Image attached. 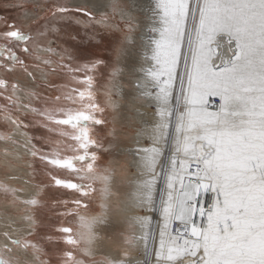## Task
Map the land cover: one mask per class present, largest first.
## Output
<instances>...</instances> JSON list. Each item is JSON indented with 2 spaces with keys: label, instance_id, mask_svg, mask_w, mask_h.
Instances as JSON below:
<instances>
[{
  "label": "snow or ice",
  "instance_id": "6c2138e0",
  "mask_svg": "<svg viewBox=\"0 0 264 264\" xmlns=\"http://www.w3.org/2000/svg\"><path fill=\"white\" fill-rule=\"evenodd\" d=\"M36 7L41 11L28 24L35 28L34 33L15 24L0 31V69L11 74L19 65L31 81V86L11 84L6 99L12 101V107L19 100L17 93L37 95L32 90L36 76L18 54L30 53V44L37 37L56 31L55 25L61 22L81 26L89 39L95 38L97 25L117 24V16L124 27L106 65L110 71L103 106L92 91L93 78L87 72L104 61H86L74 71L86 73L87 95L81 90L76 98L68 97L73 103L78 99L80 107L32 109L46 128L69 126L72 132L62 135L82 154H43L30 140L24 142L29 155L49 170L52 183L25 192L23 187L0 182V194L11 204L24 206L22 223L12 218L3 222L0 264H29L28 260L12 259L14 250L30 255L31 264H45L39 246L21 237L32 235L35 213L46 206L42 196L48 187L87 197L96 191L93 184L99 180L104 196L111 197L116 169L112 162L102 172L96 166L97 153L92 149L103 145L93 136L96 126L108 123L97 113L109 106L118 108L112 97L122 95L125 71L141 77L135 84L139 96L155 104L154 146L138 150V154L142 152L140 167L149 178L138 186L137 204L157 210L155 181L160 177L166 184V198L162 195L159 203L164 223L158 239L154 231H143L149 217H135L130 226L134 229L139 224L141 234L133 231L126 244L133 250L142 246L143 264H264V0H79L75 4L37 0ZM140 45L143 51H138ZM65 55L71 59L70 54ZM136 55L149 60V66L137 68ZM8 87L7 80L0 79V88ZM11 122L27 127L23 122ZM115 134L113 128L112 136ZM161 141L163 145L156 146ZM60 171L79 177L80 182L61 178ZM23 183L29 185L31 180ZM207 193L213 194L211 203L203 199ZM72 203L87 208L79 199ZM101 207L106 211L108 205ZM60 214L72 216L81 231L58 227L47 240L61 254L62 264H82L76 254H92L99 238L97 229L106 223L105 214L84 217L67 210ZM109 264L134 262L123 259Z\"/></svg>",
  "mask_w": 264,
  "mask_h": 264
},
{
  "label": "rangeland",
  "instance_id": "374dc122",
  "mask_svg": "<svg viewBox=\"0 0 264 264\" xmlns=\"http://www.w3.org/2000/svg\"><path fill=\"white\" fill-rule=\"evenodd\" d=\"M76 1L79 2V0H67L70 4L78 3ZM36 3L37 0H0V31H4L7 26L15 24L16 27L22 28L26 32L34 33L35 28L30 29L28 24L30 17L39 14L41 11L36 7ZM116 20L118 22L117 24L97 25L94 39H89L81 26L71 22H61L55 25L56 31L49 32L46 37H37V39L30 44V53L24 54L18 51L21 59L26 60L29 71L33 72L36 76L35 85L32 90L37 95L28 97L22 93H17L16 95L19 96V100L16 102L15 107L11 106L12 101L6 99L8 93L12 91L11 84L19 83L22 87L26 85L31 86V81L20 70L19 65L16 66L15 71L11 74L0 69V79H6L9 84L7 89L0 88V182L23 187L25 184L22 180L30 179V185L34 189L37 185H51L52 183L48 174L49 170L40 159L32 157L29 153L20 154L22 158L20 162L15 158L17 153L13 148L14 143L12 139L13 130L15 128H19L32 144L35 145L36 149L41 150L43 154L59 153L63 156L82 154L75 150L76 145L70 138H66L65 135H62V133L72 132L69 126L49 125L48 128L52 129L49 131L48 128L44 126L45 121L32 109H43L52 106H63L69 109L80 107L78 99L73 103V99H69L68 97L76 98L77 92L81 90L85 91L87 95L88 85L83 82V77L86 73L83 70L74 71L76 68H82L86 61H104V63L97 65L94 71L87 72V75L93 78L92 91L95 97L102 106L104 105L106 98L104 86L108 82V72L110 71V68H107L106 65L110 63L114 46L117 41L122 38L121 29L124 27L123 22L120 21L118 16ZM91 31L92 29L89 28V32ZM72 36H78V39L73 40L71 38ZM47 49H53L54 51H48ZM65 53L70 54L71 59H69V56L65 55ZM213 58L215 59L216 55H214ZM45 60L49 61V63L45 64ZM57 96L60 97L58 101L55 99ZM117 99H119L118 96L112 97L113 101H120V99ZM139 100L142 102L137 104L144 107L142 111H144V113L152 112L155 117L154 102L144 98ZM116 116H118L116 110L110 106L107 107L102 114L97 113L98 118L108 121V123L104 125L96 126V135L93 136V139H98L100 144L103 145V148L97 147L92 149V151L97 153L96 166L101 172L109 165L111 161L110 157L113 154L111 148H114V139L110 134L112 128H115V130L119 129L118 125V128L115 126L118 121L116 120ZM13 120L23 122L27 127H18L11 122ZM89 127L91 129L90 124ZM122 127L125 129L123 124ZM131 132L133 133V131ZM152 143L154 142L145 138L142 140L141 145L144 148H151L154 146ZM129 145H122L124 146V153L127 154H124V156L132 159V154L139 155L140 153L138 154V150H134L133 153H131L130 150L135 148V144L131 143ZM162 145L163 142L161 141L160 145L156 146ZM118 148L119 146L115 147L114 151ZM6 149L11 158L8 154H5ZM12 166H19L27 171L22 174L24 176L21 180L10 178L15 177L11 171ZM80 166L81 165L77 164L78 168ZM128 170L133 173V169L130 167ZM58 175L61 178L80 182L79 177L65 171H60ZM93 187L96 191L90 192L87 197L81 196L80 193L75 191L56 188L54 186H50L44 191L42 198L46 202V206L35 213L36 223L33 226L32 235H25L21 237V239L31 240L39 246L45 264H62L61 254L58 251L54 252L53 245L47 240L48 235L52 234L56 228L62 226H71L74 231H81L72 216L67 214L61 215L60 213H65V210H67L73 213L78 212L80 216L84 217L100 215L101 209L99 203H101V199L104 195L102 193L103 185L97 180L93 184ZM157 187L158 184L156 183L154 186V198L159 204L160 199H156L158 195ZM76 199L87 204V208H77V206L72 203V201ZM53 200L60 201L61 203L54 205L52 203ZM157 207V210H150V213L145 212L143 208L139 209L137 212L141 217H145L147 214L146 217L148 216L150 218L145 227L146 234L149 231H154L155 226L159 222L161 211L159 210V205ZM0 212L1 216L17 218L15 221L17 223H22L21 217L24 214V206L22 204H11L9 200L5 199L3 194H0ZM161 218L163 217L161 216ZM126 227L122 231L119 230L116 233V237H119L124 242L132 235L133 231H135V228L133 229L130 225ZM158 236L159 231L157 230V239ZM2 244L3 242L0 243V245ZM149 244L151 246V241ZM60 247L65 246L62 245ZM19 251L20 250H14L11 254L12 259H19L21 261L28 260L29 264H31V256H24V254ZM29 253H31V249H29ZM131 254L139 259L135 262L136 264H143L142 247H137V249L131 251ZM76 255L77 259L80 260L82 264H109L108 257L103 254L83 255L77 252ZM3 258L6 260L9 259V255L3 254Z\"/></svg>",
  "mask_w": 264,
  "mask_h": 264
},
{
  "label": "bare ground",
  "instance_id": "6f19581e",
  "mask_svg": "<svg viewBox=\"0 0 264 264\" xmlns=\"http://www.w3.org/2000/svg\"><path fill=\"white\" fill-rule=\"evenodd\" d=\"M138 51H143V45H140L138 47ZM134 59L136 61L137 68H139L141 65H143L144 67L149 66L148 63H150V61L145 59L141 55H136ZM140 79L141 77L139 75H130L127 71H125L123 76V83H122L123 93L122 95H117L120 101H116V102L114 101L115 104L118 105V108L115 109L116 114L118 115L116 116L117 117L116 120L118 121L117 124L115 122L116 124L115 126L116 128H118L119 126V129H116L115 137L112 136L114 139L113 147L115 148L119 146V148L115 151L114 148L113 149L111 148V152H113V154L110 157L111 158L110 162H112L113 165L115 166L116 179H115V184L113 186V192L111 197L108 198L103 195L101 199V203H99L101 209L100 214L102 213L105 214L106 223L99 226V228L97 229L99 238L92 246V254H103L108 257L109 262L113 260L131 259L133 260L134 264H136L135 262L139 259L131 254V251H133V249H130L129 246L124 241H122V239L116 237V233L119 230L122 231L123 229H125L126 226L128 227V225H131V221L133 220V218L141 217L137 213L139 209L143 208L145 212L148 213L151 212L146 206H140L136 202L137 196L135 195V193H137L138 191V186L144 179L149 178L148 174L144 172L140 167V163H141L140 155H142V152H140L139 155L132 154V159H129L127 156H124V154L125 155L127 154L124 153V146H122L123 144L125 145H129L131 143L135 144V148L130 150L131 153H133L134 150L146 149L141 145L143 139L146 138L149 139L150 141H153L152 127L156 121V117L153 116L152 112H151L152 114L146 112L144 113V111H142L144 107L137 104L142 102V101L140 102L139 100L141 99V97L139 96L138 90L135 87V84ZM122 124L124 125L125 129H123ZM112 130L110 135H112ZM13 131H14V133L12 134L13 141L19 142L18 144L15 143L13 144V148L17 153L16 154L17 156L15 158L20 162L22 161L20 154H26V153L28 154V152L25 150V148L22 145L24 144L25 141L29 139L21 132V130H19V128H15ZM131 131H133V133ZM129 167L133 169V173L129 172L130 171L128 170ZM11 168L12 170L11 169L10 170L12 171V173L15 176H19L21 178L24 176L22 174L27 172L24 168L19 166L17 167L12 166ZM156 171L157 173L159 172L158 168L156 169ZM156 183L158 184L157 187L158 195L156 199H161L162 195H164V197L166 198V194L164 191L166 189V184L164 182V179L158 177L155 181V185ZM23 188L25 189V192H32L35 190L30 184L23 186ZM212 197H213L212 193H207L203 197V199L207 203H211ZM105 203L108 205L106 211L101 207V205ZM161 216H162V212L159 217L160 218L159 222L155 226L154 231L156 234H157V230L159 231L163 227L164 221H162L163 218H161ZM6 219L9 218L1 216V212H0V231L4 230L3 222ZM12 219L16 220L17 218H12ZM197 222L199 223V219L197 220ZM24 226L26 227V225ZM143 231L145 232V228L143 229ZM135 233L137 236L141 234V228L139 224L135 226ZM2 242L3 240L0 239V243ZM137 247H142V246L138 244ZM125 253H128L127 257H125L124 255Z\"/></svg>",
  "mask_w": 264,
  "mask_h": 264
}]
</instances>
